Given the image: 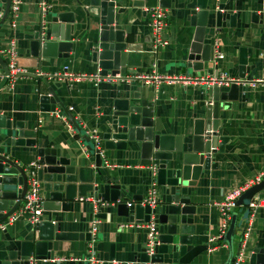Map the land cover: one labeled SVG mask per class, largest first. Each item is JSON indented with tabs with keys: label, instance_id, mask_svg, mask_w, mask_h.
<instances>
[{
	"label": "crops",
	"instance_id": "0c3cea01",
	"mask_svg": "<svg viewBox=\"0 0 264 264\" xmlns=\"http://www.w3.org/2000/svg\"><path fill=\"white\" fill-rule=\"evenodd\" d=\"M39 1L20 0L14 25L10 26L11 17L8 13L0 25V52L11 45L16 52V66L20 69L10 84L4 82L0 87V114L5 113L4 117L8 116L11 120L24 121L27 128L35 130V137L40 138L43 145L54 147L56 154L68 158L69 164L73 166L72 172L66 176L67 182L59 181L57 185L64 192L63 199L51 200L46 197V192L53 185L48 181L49 173L43 172L39 163L36 174L42 202L47 200L58 205L47 210L41 208V214H46L54 222L58 221L62 231L72 232L81 231L82 227L85 230L93 219H98L95 239L91 245L85 239L79 238L54 240L50 259L59 264H82L86 262L83 258L90 255H98L101 260L111 249L114 255L111 262H131L145 241L143 228L121 226L130 220L114 212L110 217L109 208L104 218L95 217L93 203L77 199L78 196H96L93 186L106 169L116 176L122 174L132 194H144L150 183L149 177L141 183L143 169L133 159L119 154L106 156L104 162L110 166L104 165L101 168L102 174H98L86 148L84 135L89 136L88 132L92 131L100 135L108 128L111 100L116 96V81L101 78L68 79L61 76L64 69L72 73L86 74L95 73L99 69L96 60L89 54L96 36V18L91 13L95 7L89 4V0H44L50 7L43 15L41 27ZM113 1L115 7L125 8L119 22L122 26L129 27L125 41L133 44L126 51L130 60L127 68L139 74L154 72L173 78L155 82L154 116L159 118L164 133L180 136L184 151L185 144H188L186 134L192 129L193 119L203 117L204 104L208 102L204 97L201 79L207 76L212 79L231 77L237 81L239 48L245 47L249 50L243 75L245 81L236 82V98L218 100L223 107L218 110L217 126L221 128L220 135L225 137L221 150L216 145L214 152L209 153L205 168H201L195 183L187 187L194 211L181 224L184 226L182 232L189 234L194 244L208 246L209 238L217 237L219 232L218 202L234 188L248 184L257 174L261 173L260 178H264V16L259 22V14L262 11L264 13V0H207L211 3L221 2L226 10V18L228 14H235L234 23L225 25L222 20L215 37L204 39L213 45L210 66L193 71L186 66V51L195 29V24H190L185 18V4L189 0H169V6H160L159 0ZM3 6L4 3L0 1V12ZM153 6H160L167 11L165 24L159 32L160 38L166 40L164 45H153L147 25L148 8ZM57 13H70L73 16L69 27L73 45L68 56L42 60L39 56L30 55V38L37 33L41 35L45 32L48 35L50 18ZM208 22L210 20H207L209 25ZM215 52L218 55L212 60ZM214 63L216 68L212 66ZM215 71L217 74L214 77ZM54 73L58 74L53 75ZM188 77L200 80H188ZM54 84L59 86L54 87L58 98L54 110L42 109L40 106L44 105L40 96L44 93L49 95L47 86ZM4 131L0 127V153L13 158L21 166L38 160L34 146L12 145L9 133L3 134ZM155 188L157 194L162 191L161 186ZM161 197L162 194L159 201ZM252 199H257L259 205L253 212L248 210L250 215L247 217L240 250L245 264H248L247 254L250 248L260 245L259 234L264 230V189L256 192ZM62 203L66 204L64 209L61 207ZM235 206L233 210L237 213V238L245 219L244 206ZM24 218L16 216L5 229L0 230V253L3 249L14 247L13 242L18 246L26 233ZM227 252L225 242L220 239L210 249L194 256L187 264H223Z\"/></svg>",
	"mask_w": 264,
	"mask_h": 264
},
{
	"label": "water",
	"instance_id": "95a60500",
	"mask_svg": "<svg viewBox=\"0 0 264 264\" xmlns=\"http://www.w3.org/2000/svg\"><path fill=\"white\" fill-rule=\"evenodd\" d=\"M4 3L0 12V25L8 12L9 0H0ZM89 4L95 7L91 11L96 18V36L94 45L90 47L89 54L96 60L100 75L114 74L125 75L130 81H116L115 93L111 100L108 128L98 134V147L94 146L93 138L84 135L86 148L96 166V172L101 173L106 156H128L143 169L144 175L140 178L144 183L148 177H154V186H161L162 191L156 194L158 203L150 207L141 204L144 194H132L129 184L120 174L116 176L109 169L102 174L101 179L93 186L94 199L98 200L95 217L104 218L107 208L112 213L126 216L130 221L146 222L152 217L156 224L158 234L156 243L151 253L145 251L146 247L141 244L131 262L122 264H187L194 256L207 249L206 244H194L191 236L182 232L186 218L194 211L190 203L187 187L193 185L201 171L205 168L210 152L221 150L225 137L221 136V128H218V110L223 104L218 100L236 98L237 83L244 82L243 75L246 66V54L248 48H239L238 56V80L217 84L211 81V76L202 80L204 97L208 102L204 104L203 117L195 118L192 129L186 134L188 144L184 151L180 136H173L163 132V125L159 118L154 116L155 110V83L145 82L143 79H135L133 69L127 68L130 60L126 51L133 44L126 43L125 35L129 33V27L119 22L124 7H115L113 0H89ZM160 6H169V0H159ZM187 13L185 18L190 24H195L192 41L186 51V66L193 70H201L210 66L211 49L210 41H204L215 37L220 30L222 20L225 25L234 23L235 14H228L223 9L221 2L207 0H189L185 4ZM66 14V13H65ZM57 13L51 16L48 35L42 33L30 38L28 53L39 56L42 60H48L55 56H68L72 49L73 41L70 38L69 27L73 22L72 14ZM259 14L262 21L263 15ZM207 20H210L209 25ZM64 22V23H63ZM63 23V24H62ZM0 66L3 73H7L5 61L0 56ZM216 68V64L212 65ZM217 72H214V77ZM138 80V81H137ZM134 81V82H133ZM5 78L0 80V87ZM224 86L225 89H222ZM54 84L48 85L50 93L42 94L40 101L42 109L54 110L58 98L54 92ZM47 92V93H48ZM220 98V99H219ZM69 117L71 114L64 109ZM5 113L0 114V125L9 133V141L15 146H34L37 162L41 163V170L48 172L47 176L52 189H48L46 197L51 200H61L64 192L57 188L60 182H67L66 176L71 173L73 166L69 159L56 154V149L49 144L43 145L40 138L35 137V130L27 128L24 121L11 120ZM8 118V119H7ZM72 118V117H71ZM216 140H219L217 143ZM217 143V144H216ZM114 152V153H113ZM125 161L126 158H125ZM153 166L154 170L148 168ZM152 171H154L152 173ZM147 189V188H146ZM264 189V178L246 187L235 199V204L244 206L243 218L245 219L238 237L235 236L236 212L231 211L227 227L220 237L227 246V256L223 264H232L234 255L242 247L244 231L247 227V217L250 215L246 207L251 197ZM26 190V174L23 165H19L13 158L0 153V221L11 215L21 204ZM162 199L159 201L160 195ZM129 195V196H128ZM130 199V200H129ZM130 202L128 205L126 202ZM66 203V202H64ZM66 204H61L64 209ZM58 207L44 200L42 210ZM112 208V209H111ZM25 219V218H24ZM26 233L16 247H8L0 253V264H59L51 260L52 241L67 238H79L90 241L91 235L88 228L81 231H62L60 223L48 219L46 214L31 222L23 221ZM260 245L250 248L247 254L248 264H264V230L259 234ZM95 239V237H94ZM93 239V240H94ZM93 242V241H92ZM88 252V251H87ZM94 256L95 261L91 264H117L113 263L112 250L101 257ZM82 264H88L82 262Z\"/></svg>",
	"mask_w": 264,
	"mask_h": 264
},
{
	"label": "built area",
	"instance_id": "2783aa9c",
	"mask_svg": "<svg viewBox=\"0 0 264 264\" xmlns=\"http://www.w3.org/2000/svg\"><path fill=\"white\" fill-rule=\"evenodd\" d=\"M20 4V0H9V5H8V15L10 14L11 20H10V26L14 25V17L16 16V12L18 9V6ZM50 4L47 3L44 0H40L38 2V13L40 16V25L43 27V15L44 13L49 9ZM149 12V19L147 22L148 27L150 28L151 32V38L153 45L156 46L157 44L164 45L166 43V40H162L160 38L159 32L162 29V26L165 24L166 20V15L167 11L166 9L160 7V6H153L148 8ZM16 52L15 49L11 46L8 45L6 46L5 49H3L0 52V56L3 58L5 61V65L7 68V73H3V71H0V80L2 78H5L6 84H10L13 81V78L16 76V74L20 71V69L16 66L15 62V56ZM218 55V52L213 53L212 60L215 59V57ZM58 73H54L53 75H57ZM61 76L63 78H68V79H83V78H88L90 80H98L99 78L107 81H128L130 78L125 76V75H120V74H114L113 76H110L108 74L105 75H100L97 72L91 73V74H86V73H72L66 69L62 70ZM132 77H135L136 79H143L145 82H157L160 79H173L169 78L166 75H160L158 73H135L132 74ZM188 80H200L198 78H190L188 77ZM211 81L216 82L217 84L224 83L226 84L227 82L235 81V79L231 77H221L217 79L216 77L214 79L211 78ZM89 136L93 138V143L95 147H98V133L96 131H92L89 133ZM105 166H110V164L104 162ZM39 163L37 161H32L29 162L25 165H23L25 174H26V190L25 194L22 198V203L21 205L5 220L0 221V230L5 229L6 225L16 216H23L25 219L34 222L36 221L39 216L41 215V202H42V194L40 192V187H39V181L37 178L36 174V169L38 168ZM148 168H151L154 170L153 166H149ZM154 171H152L153 173ZM261 173L257 174L254 178L249 180V183L239 187V188H234L231 190L220 202H218V208L220 211V226H219V232L217 237H221L222 234L224 233L229 218L231 211L233 210L235 204V199L236 197L249 185L258 182L260 178ZM156 188L154 186V177L150 179V183L146 189V194L145 196L140 200L141 204H148L150 207L155 206L158 203L157 197H156ZM77 199L79 200H89L93 203V208L94 210L97 207L98 200L94 199L90 196H78ZM130 202H126L128 205ZM259 205V201L257 199H250L247 203V207L250 210V212H253L256 206ZM98 219H93L90 223V226L88 228V231L90 232L91 238L88 244L91 245L97 231V221ZM121 226H134L137 228H143L145 231V241L144 245L146 247L145 251L147 253H151L153 250V245L156 243V236L158 234V230L156 227L155 222L153 221L152 217L150 218L149 221L146 222H137V221H128L124 222V224H121ZM217 237H210L209 238V243L207 248L210 249L211 245L214 244L215 240ZM91 256V257H90ZM86 258H83L88 264H91L95 261L93 255H90ZM208 264H218V263H208ZM232 264H245L244 260L241 257V252L239 251L237 254L234 255V259Z\"/></svg>",
	"mask_w": 264,
	"mask_h": 264
},
{
	"label": "trees",
	"instance_id": "16d2710c",
	"mask_svg": "<svg viewBox=\"0 0 264 264\" xmlns=\"http://www.w3.org/2000/svg\"><path fill=\"white\" fill-rule=\"evenodd\" d=\"M237 206H238V205H237ZM235 207H236V206H235ZM235 207H234V209H235ZM239 207H240V206H239ZM218 241H220V239L217 238V239L215 240V242H218ZM215 242H214V243H215Z\"/></svg>",
	"mask_w": 264,
	"mask_h": 264
}]
</instances>
